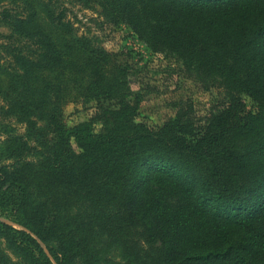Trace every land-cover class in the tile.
<instances>
[{
	"label": "trees",
	"instance_id": "1",
	"mask_svg": "<svg viewBox=\"0 0 264 264\" xmlns=\"http://www.w3.org/2000/svg\"><path fill=\"white\" fill-rule=\"evenodd\" d=\"M101 5L150 50L196 66L217 99L203 120L184 105L150 128L135 121L127 70L78 35L76 17L50 1L3 10L0 212L23 230L0 221V264H264V0ZM66 67L95 103L75 127L51 78Z\"/></svg>",
	"mask_w": 264,
	"mask_h": 264
},
{
	"label": "rangeland",
	"instance_id": "2",
	"mask_svg": "<svg viewBox=\"0 0 264 264\" xmlns=\"http://www.w3.org/2000/svg\"><path fill=\"white\" fill-rule=\"evenodd\" d=\"M55 11L65 10L66 20L73 21L77 33L88 35L95 44L110 53L113 60L128 72L131 100L136 101L135 121L143 123L150 128L160 127L165 120L173 118L179 107L191 105L196 119H205L207 113L217 99V92L210 88L209 78L202 79L196 66L189 67L174 53L169 51L154 52L140 40L132 29L125 23L114 24L106 18L102 10V0H0V13L3 10L22 17L26 11L41 9V2ZM10 34L8 27L0 22V35ZM6 40L0 37V45ZM0 57L9 62L2 52ZM63 72V73H62ZM60 71L63 76L53 75L62 102L63 120L68 127H75L81 123L89 122L95 112V103L78 91V85L86 86L78 78L68 73V67ZM207 81L205 85L202 81ZM6 86V79L0 75V89ZM43 86V85H42ZM45 100L35 98L31 104L40 105ZM246 111H255L256 105L248 97H243ZM8 101L0 96V119L7 110ZM4 117V116H3ZM7 123L13 127L17 135L23 134L25 125L14 117H7ZM4 122V120H3ZM101 124L93 123L92 129L98 132ZM6 136L0 133V145ZM72 149L78 153V148L71 143ZM0 221L23 230L6 212H0ZM42 246V245H41ZM42 248H44L42 246Z\"/></svg>",
	"mask_w": 264,
	"mask_h": 264
}]
</instances>
